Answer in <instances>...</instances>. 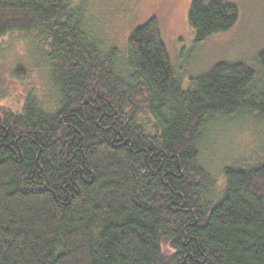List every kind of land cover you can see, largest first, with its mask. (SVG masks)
I'll return each instance as SVG.
<instances>
[{
  "label": "trees",
  "instance_id": "obj_1",
  "mask_svg": "<svg viewBox=\"0 0 264 264\" xmlns=\"http://www.w3.org/2000/svg\"><path fill=\"white\" fill-rule=\"evenodd\" d=\"M238 19L192 0L197 42ZM85 24L76 0H0V38L36 34L50 81L0 106V264H264V162L219 185L201 158L215 119L264 122V51L259 79L222 62L185 89L156 17L122 54Z\"/></svg>",
  "mask_w": 264,
  "mask_h": 264
},
{
  "label": "rangeland",
  "instance_id": "obj_2",
  "mask_svg": "<svg viewBox=\"0 0 264 264\" xmlns=\"http://www.w3.org/2000/svg\"><path fill=\"white\" fill-rule=\"evenodd\" d=\"M210 0H207L209 2ZM239 10L229 31L201 42L189 23L192 0H76L85 10L89 32L104 46L127 52L133 31L156 17L162 39L183 87L219 63L243 62L257 71L264 51V0H226ZM47 47L36 34L11 33L0 38V106L19 110L29 92L41 96L49 86ZM23 68L22 73L18 69ZM49 88V87H48ZM203 164L224 181L226 167L242 162H264V122L258 116L237 114L217 118L201 144Z\"/></svg>",
  "mask_w": 264,
  "mask_h": 264
}]
</instances>
